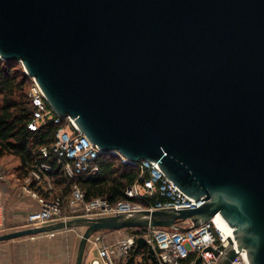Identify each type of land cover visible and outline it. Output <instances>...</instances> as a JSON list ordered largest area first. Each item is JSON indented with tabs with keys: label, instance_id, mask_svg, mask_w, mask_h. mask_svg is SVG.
<instances>
[{
	"label": "water",
	"instance_id": "obj_1",
	"mask_svg": "<svg viewBox=\"0 0 264 264\" xmlns=\"http://www.w3.org/2000/svg\"><path fill=\"white\" fill-rule=\"evenodd\" d=\"M0 59L20 62L101 153L157 163L195 199L30 226L0 242L81 227L82 264L96 232H186L219 214L232 236L204 249L215 264L240 254L264 264V0H0ZM124 264L161 262L139 237Z\"/></svg>",
	"mask_w": 264,
	"mask_h": 264
},
{
	"label": "built area",
	"instance_id": "obj_2",
	"mask_svg": "<svg viewBox=\"0 0 264 264\" xmlns=\"http://www.w3.org/2000/svg\"><path fill=\"white\" fill-rule=\"evenodd\" d=\"M27 95L34 106L32 120L28 123L29 129L36 130L51 120L55 123L62 120L66 122L65 126L57 129L53 143L40 149L42 156L53 155L60 159L69 179L81 175H96L99 172V159L103 155L98 147L78 130L70 118H62L52 110L33 78ZM108 153L118 158L122 164L139 169L136 180L123 191L125 199L110 203L106 198L97 197L86 202L84 191L73 185L66 201L67 216L62 212V199L54 197L42 201L34 214L33 224L44 225L72 216L98 217L142 209L191 208L190 205H195V199L183 193L168 179L157 163L145 160L132 162L118 152ZM40 167L46 171L51 169V166L45 164ZM2 174L0 167V176ZM30 174L41 184L37 170H32ZM27 181L30 182V178H27ZM43 188L46 193L51 194L50 184ZM115 232L121 234L118 239L106 244L104 248L91 250L99 264H124L139 237H143L152 245L161 264H186L185 259L191 254L194 258L189 264H192L198 255L201 256L199 264H215L218 256L204 249L208 246L217 248L219 244H227L221 230L215 227L213 218L186 232L157 227L126 228ZM232 264H242L239 256Z\"/></svg>",
	"mask_w": 264,
	"mask_h": 264
},
{
	"label": "trees",
	"instance_id": "obj_3",
	"mask_svg": "<svg viewBox=\"0 0 264 264\" xmlns=\"http://www.w3.org/2000/svg\"><path fill=\"white\" fill-rule=\"evenodd\" d=\"M31 85L20 62L0 59V156L12 155L19 160L17 170L23 178H30L29 187L47 199L59 197L62 199V212L67 216V198L73 185H77L85 193V201L103 197L110 203L125 199V187L133 183L139 169L122 164L120 160L109 153H104L99 159V172L96 175H81L69 179L62 166V161L53 155L43 157L40 149L53 143L55 133L66 122L49 121L36 130L28 128L32 120L34 106L27 93ZM49 165V171L41 169V165ZM40 173L41 184L30 172ZM50 184L52 192L49 195L43 186ZM76 217V216H72ZM70 217V218H72ZM189 226L190 223H183ZM194 255L185 259L189 264Z\"/></svg>",
	"mask_w": 264,
	"mask_h": 264
},
{
	"label": "crops",
	"instance_id": "obj_4",
	"mask_svg": "<svg viewBox=\"0 0 264 264\" xmlns=\"http://www.w3.org/2000/svg\"><path fill=\"white\" fill-rule=\"evenodd\" d=\"M14 158L17 168L19 160ZM46 199L30 189L27 180L23 179L20 182L18 177L12 179L3 172L0 176V221H3L4 229L18 230L32 225L35 212ZM82 232V228L77 227L41 233L44 235L40 236L31 235L23 239L1 241L0 264H74ZM120 236L121 234L115 231L94 233L86 244L82 264H99L91 250L104 248L106 244ZM192 259H189L190 262Z\"/></svg>",
	"mask_w": 264,
	"mask_h": 264
},
{
	"label": "rangeland",
	"instance_id": "obj_5",
	"mask_svg": "<svg viewBox=\"0 0 264 264\" xmlns=\"http://www.w3.org/2000/svg\"><path fill=\"white\" fill-rule=\"evenodd\" d=\"M16 160L14 158V156L12 155H2L0 156V167L2 169V171L5 173V176L7 175L8 177H12V179H14V177H18L20 179V182H22L23 179L27 180V178H23L20 174V171L17 170V168L15 167L16 165ZM1 222V221H0ZM0 234H3V233H7V232H10V231H13L15 229H4V223L3 221L0 223ZM30 226H35L34 224L30 225ZM30 226H24V227H21L19 229H23V228H26V227H30ZM83 230V228H82ZM37 236L39 235H44V234H36ZM24 237H28V236H23V237H19L21 239H23ZM242 263V262H241ZM243 264V263H242Z\"/></svg>",
	"mask_w": 264,
	"mask_h": 264
},
{
	"label": "bare ground",
	"instance_id": "obj_6",
	"mask_svg": "<svg viewBox=\"0 0 264 264\" xmlns=\"http://www.w3.org/2000/svg\"><path fill=\"white\" fill-rule=\"evenodd\" d=\"M213 222L215 223V227L221 230L223 238L232 236V229L226 224V222L220 217L219 214H216L213 217ZM239 260L243 264H247L244 254L239 255Z\"/></svg>",
	"mask_w": 264,
	"mask_h": 264
}]
</instances>
